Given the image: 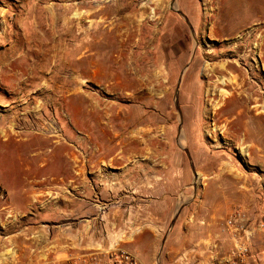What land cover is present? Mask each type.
Listing matches in <instances>:
<instances>
[{"label": "rangeland", "instance_id": "1", "mask_svg": "<svg viewBox=\"0 0 264 264\" xmlns=\"http://www.w3.org/2000/svg\"><path fill=\"white\" fill-rule=\"evenodd\" d=\"M139 5L135 0V11ZM142 7L148 14L142 32L135 29L132 59L110 39L102 84L79 79V123L59 109L64 102L68 109L77 105L66 97L75 84L72 70L54 82L65 89L62 103L49 75L15 93L7 74L8 98L0 101V220L25 204L68 203L73 220L96 215L100 223L101 216L103 233L142 264H223L218 261L232 247L225 222L243 199L236 176L245 169L241 126L260 124L252 108L264 104L257 83L264 80V0H149ZM44 126L56 137L41 148L42 157L35 144L27 149L14 135L21 150L4 142L6 130L30 129L28 137L37 140ZM263 149L246 155L250 165ZM56 155L65 157L49 163Z\"/></svg>", "mask_w": 264, "mask_h": 264}, {"label": "crops", "instance_id": "2", "mask_svg": "<svg viewBox=\"0 0 264 264\" xmlns=\"http://www.w3.org/2000/svg\"><path fill=\"white\" fill-rule=\"evenodd\" d=\"M137 1L141 11H135V0H0V89L3 90L0 91V101L8 98L5 96L7 74L13 77L11 90L15 93L22 85L25 88L32 86L30 80L49 75L53 81L51 88L61 103L66 97L77 102L74 109H68L66 102L59 105V109L67 111L63 112L71 122L76 119L79 123L83 116L79 87L82 88V81L79 79L86 84H102L99 76L103 67L102 52L109 49V40H117L116 50H129L126 60L133 57L135 29L142 32L144 17L148 14L142 5L149 3V0ZM64 69L72 70L75 82L72 93L66 97L63 95L65 89L54 84ZM257 83L264 91V80ZM92 93L84 90L85 95ZM50 98L55 100L53 107H57L58 99ZM261 100L259 103H263L264 95ZM252 111L260 124L245 122L241 126L240 147L245 149L246 155L253 148L264 147V104L254 106ZM5 136L7 147L14 145L20 149L16 139L6 133ZM29 139L28 142H25L26 138L20 139L21 145L25 142L27 148L30 143L37 146L36 140ZM59 146L62 150V145ZM37 148L43 151L46 147ZM260 151L261 156L252 165L251 157L245 155L241 160L245 169L237 170L236 174L243 195L238 208L253 223L264 220V149ZM73 155L77 157L76 152ZM63 157L65 155L50 157L49 163L62 161ZM73 206L68 203H30L14 209L19 212L14 217L1 218L0 264H65L70 255L101 250L114 243L122 245L117 237L103 233L101 216L100 223L96 215L91 219L80 217L73 220ZM253 251L264 253V232L256 231ZM228 259L229 253L218 262L228 264Z\"/></svg>", "mask_w": 264, "mask_h": 264}, {"label": "built area", "instance_id": "3", "mask_svg": "<svg viewBox=\"0 0 264 264\" xmlns=\"http://www.w3.org/2000/svg\"><path fill=\"white\" fill-rule=\"evenodd\" d=\"M225 225L232 241L228 264H264V253L253 251L256 231L264 232V220L253 223L243 210L235 209L228 215ZM65 264H142V262L136 254L119 243H114L101 250L70 255Z\"/></svg>", "mask_w": 264, "mask_h": 264}, {"label": "bare ground", "instance_id": "4", "mask_svg": "<svg viewBox=\"0 0 264 264\" xmlns=\"http://www.w3.org/2000/svg\"><path fill=\"white\" fill-rule=\"evenodd\" d=\"M31 118V117H30ZM33 121H35L34 120V116H33V118H31ZM42 129L41 130H39L38 132V137H35V138H37V146L38 147H40V149L41 148H45V147H47L48 145H51L52 143L50 142L52 139L51 138H55L56 137V135L50 130V128H48V127H41ZM5 133L8 135V133H9V136L10 135H14V137H16L17 139H23V137H24V135H25V137L24 138H26V140H25V142H28L30 139L28 138V135L27 134H29V133H31V130L30 129H27V130H25V131H19V130H11V132H7V131H5ZM19 136V137H18ZM27 136V137H26ZM8 139V138H7ZM9 139H11V138H9ZM32 140V139H31ZM5 142V141H4ZM7 143V142H6ZM13 143V142H12ZM54 143H57V145H61V143H60V141L59 140H55L54 141ZM31 144V143H30ZM34 145V144H33ZM31 146V145H30ZM21 148V147H20ZM28 149V148H27ZM63 149V148H62ZM58 152V151H57ZM45 152L44 151H40V152H38L37 153V156L38 157H40V156H44L43 154H44ZM44 161V160H43Z\"/></svg>", "mask_w": 264, "mask_h": 264}, {"label": "water", "instance_id": "5", "mask_svg": "<svg viewBox=\"0 0 264 264\" xmlns=\"http://www.w3.org/2000/svg\"><path fill=\"white\" fill-rule=\"evenodd\" d=\"M171 8H172L173 10L177 11V12H178L181 16H183V17L185 18V20L189 23V21H188L187 17L185 16V14H184L182 11H180V10H178V9H176V8L174 7V3L172 4V7H171ZM191 29H192V31H193V28H192V27H191ZM177 103H178V102H177ZM180 115H181V111H180ZM185 151L187 152L188 157L191 159V156H190L189 150H188V149H185ZM192 168H193L194 174L197 175V172L195 171L193 164H192ZM186 205H187V204H182V205L179 207V209H178V211H177V213H176V215H175V218L173 219V222H172V223L175 222V220H176V219L178 218V216L180 215L182 209H183ZM164 243H165V240L163 241V244H164Z\"/></svg>", "mask_w": 264, "mask_h": 264}]
</instances>
